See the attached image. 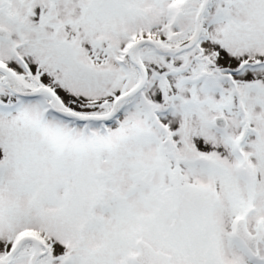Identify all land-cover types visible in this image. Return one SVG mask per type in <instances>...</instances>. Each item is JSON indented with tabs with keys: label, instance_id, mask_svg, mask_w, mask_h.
I'll use <instances>...</instances> for the list:
<instances>
[{
	"label": "snow or ice",
	"instance_id": "snow-or-ice-1",
	"mask_svg": "<svg viewBox=\"0 0 264 264\" xmlns=\"http://www.w3.org/2000/svg\"><path fill=\"white\" fill-rule=\"evenodd\" d=\"M0 264H264V0H0Z\"/></svg>",
	"mask_w": 264,
	"mask_h": 264
}]
</instances>
